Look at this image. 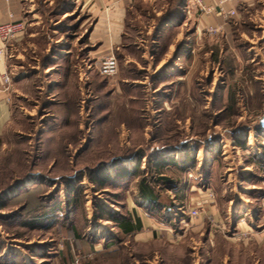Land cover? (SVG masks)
Instances as JSON below:
<instances>
[{
  "label": "rangeland",
  "instance_id": "374dc122",
  "mask_svg": "<svg viewBox=\"0 0 264 264\" xmlns=\"http://www.w3.org/2000/svg\"><path fill=\"white\" fill-rule=\"evenodd\" d=\"M185 2H139L115 78L78 58L64 83L44 60L58 62L70 43L82 48L90 21L71 0H27L28 28L35 15L42 23L10 56L17 75L34 79L15 86L0 136V264H264L261 233L259 242L232 239L242 219L264 228V25L240 24L242 56L212 40L172 74L194 31L175 18ZM185 154L201 175L175 167ZM134 173L154 187L170 180L156 194L174 189L159 216L173 233L149 240L122 231L127 200L139 203ZM187 179L214 191L224 232L204 214L191 218L176 192Z\"/></svg>",
  "mask_w": 264,
  "mask_h": 264
},
{
  "label": "crops",
  "instance_id": "0c3cea01",
  "mask_svg": "<svg viewBox=\"0 0 264 264\" xmlns=\"http://www.w3.org/2000/svg\"><path fill=\"white\" fill-rule=\"evenodd\" d=\"M141 1L146 0H71V6L76 5L74 8H80L86 15L87 20L90 21V27L85 31L86 34H83L85 38L82 43V48H74V45L70 43V45H67L65 48L59 50L60 54L58 56H60V60L58 62H54V58H45L44 66L52 70L55 69L56 66L59 67L56 72L57 76L59 77V80H62L65 83V80L68 81L70 79L68 76L71 74V67L73 68L75 66V59L80 58L81 62L83 63L87 60L93 62V65L97 71H99L101 62L106 58L110 56H116L118 59V51L123 46L125 36H127V19L129 12ZM205 1L210 7H217L218 0ZM27 4V0H0V23H12L20 21L27 22V20L30 19L26 11ZM184 4L185 5L183 9L185 8L186 15H183L180 12L182 9L180 8L179 12H177L178 15L175 16V18L180 24L192 22L194 24V31L188 35L189 37H187L185 41L180 43L179 47L184 45V51H180L177 55V58L174 59L175 62L172 64L174 67L173 71L171 72L172 74L183 71L185 66L182 64L185 65L187 61L194 60L197 56V53L203 47H205V44L208 45V43H210L212 40L217 39L220 41H225L228 52L233 53V55L236 57H240V55L242 56V54L239 52L240 47L237 46V32L241 27L240 24H245V21H250L252 23L260 22L264 25V0H235L234 2L228 3L226 5V9L236 8L238 11V17H233L229 20H224L222 17L217 16L215 11L212 12L211 15L207 16L202 12H199L197 9L191 8L187 0ZM34 18L37 20L35 23H31L29 28L27 27V32L29 33H26L25 37L21 36L15 41L7 44L9 58L0 63V136L5 133L13 119V94L15 86L18 85V87H21L31 82L32 77L27 71H23V73L20 71V75H17V66L10 56L13 57V51L16 50L17 47H20L23 43L26 44L28 39L31 40L39 35V28L32 29L31 27L34 25H40L42 21L39 16L37 17L35 15ZM210 26L217 28L219 32L217 34L207 33L206 29ZM60 32L62 31H55V33L59 34ZM67 33L68 32H65L67 38H69V34ZM246 35L248 36V34ZM61 40L62 39L58 40V42H61ZM1 47L2 43L0 42V48ZM215 50L219 53V55L220 52H222L220 48H215ZM213 52L214 51L212 49L211 53L213 54ZM257 53L258 52H255V54ZM22 68L23 67H20V69ZM6 75L10 76L11 78V83L9 86L8 84H5L3 80ZM184 77V74L179 73L180 81L184 80ZM111 79L113 78H109L108 80ZM122 82H124V79ZM78 89L80 90L79 87ZM64 93L66 95L67 92ZM64 104H71L75 106V101L67 100V102H64ZM192 152L193 151L190 150L191 155L193 154ZM141 165H143V163H141ZM175 167L177 169L179 168L183 170L185 174L190 175L200 171L201 168L200 165H197L196 161L194 160V156H190V158H188L187 154L182 156L181 161ZM197 174L201 175L199 172ZM138 177L141 176L137 175L136 173L132 174L131 176V178L134 179ZM138 179L140 181L141 178ZM148 180L150 181V179ZM150 182L156 194V187H159V185L168 183L170 181H161L160 184L157 186L155 185V187L152 183V180ZM184 182L185 184L188 183V186L176 190V192L177 194L180 193L181 198H183V204L185 207H187V212L189 208L194 207L197 202H199L204 197V195L214 192L212 189L200 187V182H191L188 179ZM137 189L139 193V203L133 200H127V207L131 213V217L128 219L132 231L131 233H137L139 238L149 240L154 239V237L159 236V234L173 233L171 228L172 223L170 222V225H168V223L165 224L161 222L162 220L159 218V216H162L163 210L168 208L169 204L167 200L170 198L169 195L173 193L174 189L167 188V190H165L166 193L162 194L161 196L157 194L156 201H151L145 197H142L138 187ZM205 211L206 214L203 216L206 217V215H212L215 219V223L212 225L217 226L216 228L218 231L221 232V229H223L222 232H224L225 224L221 221L220 215L218 214L219 211L216 205V200L209 202L206 205ZM199 218H201V216ZM192 219L198 220V218ZM233 229L235 230L232 236L233 240L235 239L239 241L243 236L246 237L245 240L248 241L257 240L258 234L260 233L262 234L260 237L262 239L264 238V228L260 232L254 231L243 219L241 221H237L235 225L233 223Z\"/></svg>",
  "mask_w": 264,
  "mask_h": 264
},
{
  "label": "built area",
  "instance_id": "2783aa9c",
  "mask_svg": "<svg viewBox=\"0 0 264 264\" xmlns=\"http://www.w3.org/2000/svg\"><path fill=\"white\" fill-rule=\"evenodd\" d=\"M234 1L235 0H218L216 8L207 5L205 0H188V4L191 8L197 9L199 12H202L207 16L211 15V13L215 11L217 16L222 17L224 20H229L230 18L238 17V11L236 8L226 9V5ZM27 27L28 24L26 21L0 23V42L2 43V47L0 48V63L9 57L7 44L23 36L27 32ZM206 32L210 34H217L219 30L210 26L206 29ZM118 72L119 62L116 56H110L101 62L99 67V73L101 76L105 78H114ZM3 80L5 84H8V86L10 85V76L6 75ZM214 200L215 194L213 192L204 195V197L197 202L194 207L189 208L188 213L191 218H199L201 215H205L206 205ZM206 217L211 222H215L212 215H206Z\"/></svg>",
  "mask_w": 264,
  "mask_h": 264
},
{
  "label": "trees",
  "instance_id": "16d2710c",
  "mask_svg": "<svg viewBox=\"0 0 264 264\" xmlns=\"http://www.w3.org/2000/svg\"><path fill=\"white\" fill-rule=\"evenodd\" d=\"M161 181L167 182L170 180L164 179ZM138 188H139L140 195L142 197H145L151 201L157 200V194H155V192L151 186V182L146 177H141L139 184H138ZM113 221L116 222L118 220L113 218ZM119 225L123 229L124 232H127L128 234H130L132 232L130 225H129V220L124 219L123 221H121L119 223Z\"/></svg>",
  "mask_w": 264,
  "mask_h": 264
},
{
  "label": "water",
  "instance_id": "95a60500",
  "mask_svg": "<svg viewBox=\"0 0 264 264\" xmlns=\"http://www.w3.org/2000/svg\"><path fill=\"white\" fill-rule=\"evenodd\" d=\"M260 125H261L262 128H264V114H263V116H262V118L260 120Z\"/></svg>",
  "mask_w": 264,
  "mask_h": 264
}]
</instances>
